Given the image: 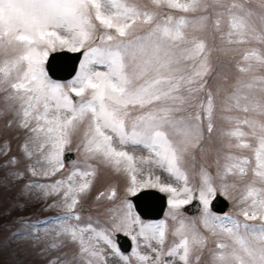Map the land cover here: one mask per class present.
I'll return each instance as SVG.
<instances>
[{
	"label": "snow or ice",
	"instance_id": "6c2138e0",
	"mask_svg": "<svg viewBox=\"0 0 264 264\" xmlns=\"http://www.w3.org/2000/svg\"><path fill=\"white\" fill-rule=\"evenodd\" d=\"M151 3L181 13L207 12L219 5L224 10L215 12L212 26L219 31L222 23H227L228 31L221 39L227 37L229 44L251 40L264 43V33H258L249 23L251 11L236 0L227 6L224 0ZM157 16V12L140 7L135 0H0V86L8 85L9 98L18 101L20 127L39 141L41 159L48 165L43 175H55L64 167L65 146L72 143V134L83 124L79 147L84 155L100 158L117 170L123 168L129 177L121 208L110 217L109 226L99 229L90 222L83 226L69 223L81 220L74 210L95 175L90 164V170L76 169L53 184L28 187L43 190L45 197L62 192L67 211L49 223L58 225V236L78 244L85 264H108L109 256L123 264H132L133 259L138 264H193V260L199 264L207 237L194 224L178 219L180 209L193 199L203 206V227L212 236L231 242L216 243L213 264H264V121L222 116L230 125L221 131L228 138L226 146L250 150L252 155L227 152L223 172L218 173V186L202 171L199 186L189 187L184 157L204 138L205 122L207 132H213L216 104L205 79L212 70L210 49L203 38L189 34L187 29L192 25L193 33L203 31L211 16ZM144 26L150 27L143 30ZM65 50L80 53L82 59L71 78L60 82L51 75L56 69L49 58ZM242 59L249 63L248 67H239L240 72L251 71L253 60L264 66V55L258 49L247 50ZM257 84L264 91V77H255L243 87L252 89ZM247 100L248 95L238 90L225 98L223 111H252L264 116V103H241ZM137 148L147 155H134ZM25 153L29 158L33 155L27 145ZM155 168L183 186L162 183L154 174ZM29 170L37 175L35 168ZM249 170L253 180L245 185L238 201L243 205V221L214 213L210 206L217 193L227 197L229 189L237 187L235 182L228 183L229 175L243 180ZM17 178H22L21 174ZM257 183L262 186L257 187ZM148 189L168 194V216L178 222L170 233L175 239L167 247V222L143 221L131 199L146 194ZM116 195L113 189L108 199ZM257 220L259 223H248ZM116 233L131 238L135 245L131 256L117 246L113 238ZM141 244L148 252L141 253Z\"/></svg>",
	"mask_w": 264,
	"mask_h": 264
},
{
	"label": "rangeland",
	"instance_id": "374dc122",
	"mask_svg": "<svg viewBox=\"0 0 264 264\" xmlns=\"http://www.w3.org/2000/svg\"><path fill=\"white\" fill-rule=\"evenodd\" d=\"M135 2L142 8L157 12V19H160L161 13H164L162 17L171 14L174 17L184 15L189 19H195L206 13L202 10L181 13L177 10L168 9L163 5L157 8L151 3V0H135ZM231 2L232 0H224L225 6ZM236 3L243 5L245 10L251 11L252 15L248 17L249 23L258 33H264V19H262L264 17V0H236ZM223 10L219 5H215L214 8H210L208 11L213 14L214 19L215 12ZM240 14L245 15V12L241 11ZM147 27L150 26H144L143 30H147ZM187 31L189 34H195L203 38L207 43L208 49H210L209 60L212 70L208 78L210 87L207 88L214 95L216 104L214 114L218 115L219 120L214 117L212 133L207 132L205 122L204 138L197 146L189 148L184 157L183 168L188 175L189 187H198L201 182L202 171L209 175V169L213 170L211 178L214 184L218 186L220 184L218 173L223 172L224 156L227 152L231 151L237 155H248L249 157L252 155L250 150L229 149L226 146L228 138L223 137L221 131L228 129L230 125L220 116H247L251 119L264 121V116L252 111L248 113L236 110L232 112L223 111L225 98L238 90L248 95V100L241 101L242 104H251L257 100L264 103V91L260 90L259 84L252 89H248L240 87L239 84L241 83L238 81L244 77V80L250 83L253 82L255 77H264V66L253 60L250 62L252 64L251 71L244 73L237 68L248 67L249 62H245L242 59L247 50L258 49L264 55V43L256 40H251L244 44L227 43V37L221 39L222 33H227L228 31L226 22L222 23L219 31L214 27L210 28L208 25L203 31L194 33L192 25H190ZM216 59L217 63H215ZM76 70H78V67ZM10 92L11 89L8 85L0 86V264H85V261L80 258L78 244L71 242L66 236L57 235L56 229L58 225L48 223L42 227H35L29 223L31 218H37L47 212L65 208L61 199L62 192L61 195L45 197L43 190L36 187H28V185L53 184L57 180L66 179L76 169L81 171L90 170L87 168V165L90 164L92 169L95 170V175L91 177L90 188L85 193L80 194L79 202L74 210L80 217L87 219L82 224L79 223L81 220L79 222L73 220L69 223H79L83 226L90 222L99 229L109 226L110 217L114 213H118L121 208V201L124 198V190L129 182V177L123 168L117 170L112 165L104 163L100 158L89 159L84 155L79 147L85 128L83 124L72 134V143L65 146V148L74 150L76 156L74 162L69 166L64 164V167L57 171L55 175L45 177L43 172L48 168V165L41 159L42 154L38 150L39 141L33 139V134L28 129L20 127V118L16 115L18 101L9 98ZM202 98L206 97L202 94ZM244 130L248 131L247 127ZM232 143L234 144L235 140ZM25 145H27L28 151L33 153L31 158L25 153ZM128 150L130 152L133 151L132 148ZM134 155L145 156L147 152L142 148H137L134 151ZM13 158H15V163L12 162ZM193 165H196V167ZM30 167L36 169L37 175H32L29 170ZM153 171L155 175L160 177L162 183H171L178 188L183 186L182 182L178 184L167 172L159 168H155ZM18 174H21V180L17 178ZM76 179L79 182V177ZM36 180L41 183H37ZM252 180L253 174L251 170L248 172V178L244 177L243 180L229 175L228 183L235 182L237 184L235 189H229V195L227 196L231 201V208L240 209L243 207L238 201L245 185ZM192 184H195V187ZM256 186L261 187L262 185L257 183ZM113 189H115L117 195L114 199L109 200L108 195ZM101 193H104V195L101 196ZM165 195L166 203L164 209L166 210L164 216L156 221L165 220L169 226V235L165 245L167 247L175 239L170 233L173 228L178 227V222L173 221L168 216V194L165 193ZM201 215L202 210L196 216L188 217L182 214L178 219L194 224L196 229L207 237L208 242L202 251L199 264H213L212 256L216 250V243L218 241L231 242L222 236H212L203 227ZM143 221L150 222L148 220ZM53 245L56 246L53 247ZM134 246L132 242L131 249ZM131 249L127 254L129 256H131ZM140 251L143 254L148 252V249L141 244ZM108 264H123V262L109 256ZM132 264H138V262L133 259ZM193 264H195V260H193Z\"/></svg>",
	"mask_w": 264,
	"mask_h": 264
},
{
	"label": "water",
	"instance_id": "95a60500",
	"mask_svg": "<svg viewBox=\"0 0 264 264\" xmlns=\"http://www.w3.org/2000/svg\"><path fill=\"white\" fill-rule=\"evenodd\" d=\"M73 63H74V60H73V59H71L70 65L72 66V65H73Z\"/></svg>",
	"mask_w": 264,
	"mask_h": 264
}]
</instances>
